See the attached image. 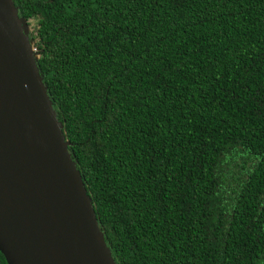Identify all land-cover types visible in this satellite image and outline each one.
I'll use <instances>...</instances> for the list:
<instances>
[{"label": "trees", "instance_id": "trees-1", "mask_svg": "<svg viewBox=\"0 0 264 264\" xmlns=\"http://www.w3.org/2000/svg\"><path fill=\"white\" fill-rule=\"evenodd\" d=\"M117 264H264V0H14Z\"/></svg>", "mask_w": 264, "mask_h": 264}, {"label": "water", "instance_id": "water-1", "mask_svg": "<svg viewBox=\"0 0 264 264\" xmlns=\"http://www.w3.org/2000/svg\"><path fill=\"white\" fill-rule=\"evenodd\" d=\"M14 0H0V251L9 264H117Z\"/></svg>", "mask_w": 264, "mask_h": 264}, {"label": "flooded vegetation", "instance_id": "flooded-vegetation-1", "mask_svg": "<svg viewBox=\"0 0 264 264\" xmlns=\"http://www.w3.org/2000/svg\"><path fill=\"white\" fill-rule=\"evenodd\" d=\"M0 264H9L2 251H0Z\"/></svg>", "mask_w": 264, "mask_h": 264}, {"label": "built area", "instance_id": "built-area-1", "mask_svg": "<svg viewBox=\"0 0 264 264\" xmlns=\"http://www.w3.org/2000/svg\"><path fill=\"white\" fill-rule=\"evenodd\" d=\"M34 50L36 51L37 49H36V48H34Z\"/></svg>", "mask_w": 264, "mask_h": 264}]
</instances>
